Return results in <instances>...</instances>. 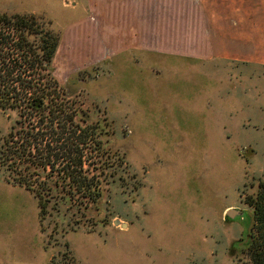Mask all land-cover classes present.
Segmentation results:
<instances>
[{
    "label": "rangeland",
    "instance_id": "1",
    "mask_svg": "<svg viewBox=\"0 0 264 264\" xmlns=\"http://www.w3.org/2000/svg\"><path fill=\"white\" fill-rule=\"evenodd\" d=\"M28 2L0 0V11L29 13ZM77 7L49 0L37 15L59 33ZM53 65L100 124L102 154L93 160L106 163L112 180L88 208L67 200L57 211L50 203L40 218L50 264H244L246 198L264 182V67L144 52L73 71L55 58ZM12 122L0 110V144ZM6 177L0 174L1 248L9 233L31 239L38 226V199ZM228 208L243 214L231 218Z\"/></svg>",
    "mask_w": 264,
    "mask_h": 264
},
{
    "label": "trees",
    "instance_id": "2",
    "mask_svg": "<svg viewBox=\"0 0 264 264\" xmlns=\"http://www.w3.org/2000/svg\"><path fill=\"white\" fill-rule=\"evenodd\" d=\"M49 25L40 15L0 11V110L13 116L0 144V174L36 196L40 218L52 201L57 211L67 200L88 208L112 180L106 163L93 160L102 154L100 124L54 74L61 36ZM246 202L251 226L247 244L243 238L238 246L248 256L244 264H264V182Z\"/></svg>",
    "mask_w": 264,
    "mask_h": 264
},
{
    "label": "crops",
    "instance_id": "3",
    "mask_svg": "<svg viewBox=\"0 0 264 264\" xmlns=\"http://www.w3.org/2000/svg\"><path fill=\"white\" fill-rule=\"evenodd\" d=\"M46 1L30 0L29 13L37 15ZM61 1L81 11L59 31L55 60L71 71L137 52L264 67V0ZM36 206L38 226L31 239L27 233H7L0 264H50Z\"/></svg>",
    "mask_w": 264,
    "mask_h": 264
},
{
    "label": "water",
    "instance_id": "4",
    "mask_svg": "<svg viewBox=\"0 0 264 264\" xmlns=\"http://www.w3.org/2000/svg\"><path fill=\"white\" fill-rule=\"evenodd\" d=\"M226 214H227V216H229L231 218H236L239 215L241 216L243 214V212L239 209L232 208V209H229ZM119 222H120L119 219L114 221V223H119ZM121 224H122V226H126V223H121Z\"/></svg>",
    "mask_w": 264,
    "mask_h": 264
}]
</instances>
